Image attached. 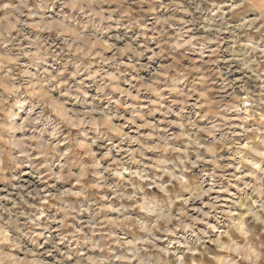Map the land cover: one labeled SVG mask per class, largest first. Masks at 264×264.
Here are the masks:
<instances>
[{"label":"clouds","instance_id":"1","mask_svg":"<svg viewBox=\"0 0 264 264\" xmlns=\"http://www.w3.org/2000/svg\"><path fill=\"white\" fill-rule=\"evenodd\" d=\"M0 186V264H264V0H0Z\"/></svg>","mask_w":264,"mask_h":264},{"label":"rangeland","instance_id":"2","mask_svg":"<svg viewBox=\"0 0 264 264\" xmlns=\"http://www.w3.org/2000/svg\"><path fill=\"white\" fill-rule=\"evenodd\" d=\"M107 43V42H106ZM77 52H79V51H81V49H77L76 50ZM193 59H196L195 57H193ZM239 76V74H237V77ZM53 107H56L55 105H53ZM23 179L26 181V182H31V180L33 179L32 177H30L29 175H28V170L27 169H25L24 170V172H23ZM0 187H2V186H0ZM230 192H234L235 191V189L234 188H231L230 190H229ZM217 194H219L220 196H222V197H227V195H228V193H224V192H220V193H217V192H213L212 193V195L213 196H215V195H217ZM205 201H206V203H207V198L205 197ZM161 243H162V241H161ZM195 255H197V253H186V256L187 257H191V256H195Z\"/></svg>","mask_w":264,"mask_h":264}]
</instances>
